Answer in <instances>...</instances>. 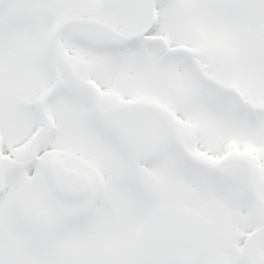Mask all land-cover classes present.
<instances>
[{
	"label": "snow or ice",
	"instance_id": "1",
	"mask_svg": "<svg viewBox=\"0 0 264 264\" xmlns=\"http://www.w3.org/2000/svg\"><path fill=\"white\" fill-rule=\"evenodd\" d=\"M0 264H264V0H0Z\"/></svg>",
	"mask_w": 264,
	"mask_h": 264
}]
</instances>
